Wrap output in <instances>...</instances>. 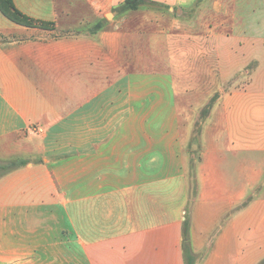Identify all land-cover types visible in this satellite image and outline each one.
Listing matches in <instances>:
<instances>
[{
  "label": "crops",
  "instance_id": "obj_1",
  "mask_svg": "<svg viewBox=\"0 0 264 264\" xmlns=\"http://www.w3.org/2000/svg\"><path fill=\"white\" fill-rule=\"evenodd\" d=\"M12 1L34 23L0 10V264H185L183 212L195 264H264V46L195 52L233 70L245 51V65L210 101L187 204L188 151L148 129L178 118L169 34L125 18L86 29L125 0ZM245 9L240 37L264 41Z\"/></svg>",
  "mask_w": 264,
  "mask_h": 264
},
{
  "label": "rangeland",
  "instance_id": "obj_2",
  "mask_svg": "<svg viewBox=\"0 0 264 264\" xmlns=\"http://www.w3.org/2000/svg\"><path fill=\"white\" fill-rule=\"evenodd\" d=\"M132 4L135 7H131ZM245 7L249 14V30L255 32L253 26L260 11L261 21H264L262 13L264 0H183L172 6L156 4L150 0H133L127 6H117L112 10L104 9L106 14L102 15L99 22L85 26L89 30L102 29L109 27L113 20L125 18L124 23L127 27L142 26L149 32L164 31L169 34V62L163 64L167 67L170 82L167 88L172 100L169 109L177 111L178 118L148 119V129L151 128L149 131L155 133L152 142H160L161 129L168 127L170 133H178L177 141L188 151L186 172L176 177L178 179L176 183H182L186 187L187 204L197 192L195 166L199 159L198 141L205 117L212 105L210 101L223 92L224 81L235 75L236 70L242 69V64L245 65V51L242 54L238 53L240 55L234 60L236 63L234 62L233 70L225 69L218 61L213 63L211 61L208 66L206 63L209 56L195 52L205 47L216 46L234 47L238 52L242 47H263V40H257L256 37L248 39L240 37V21ZM226 33L236 34L237 39L226 40L224 37ZM157 40L158 43L164 42L161 39ZM159 61L157 56L149 53L148 67H159ZM222 63H225L224 60ZM154 89L158 92L161 90L160 87ZM183 154L185 156V152ZM182 216L183 224L189 225L188 212H183ZM194 255L196 259L200 254ZM192 257L191 253H186L187 260Z\"/></svg>",
  "mask_w": 264,
  "mask_h": 264
},
{
  "label": "trees",
  "instance_id": "obj_3",
  "mask_svg": "<svg viewBox=\"0 0 264 264\" xmlns=\"http://www.w3.org/2000/svg\"><path fill=\"white\" fill-rule=\"evenodd\" d=\"M131 1L133 0H125L123 5L129 4ZM131 7H135L133 4L131 5ZM0 10L2 11V13L7 16L8 18H10L11 20L18 22L20 24H24V25H31L33 24V20L30 19L29 17L25 16L24 14H22L20 11H18L12 0H0ZM50 24L48 23H42V26H49ZM10 168L9 166L7 167V169ZM188 225L185 224L183 225V242H182V247H183V251H184V257H185V264H195V255L193 254L190 245H189V237H188ZM186 253H191V255L193 256L191 259L188 258L189 260L186 259Z\"/></svg>",
  "mask_w": 264,
  "mask_h": 264
}]
</instances>
